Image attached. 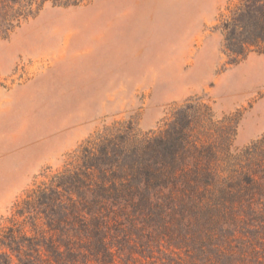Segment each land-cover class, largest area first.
Returning <instances> with one entry per match:
<instances>
[{
    "label": "trees",
    "instance_id": "16d2710c",
    "mask_svg": "<svg viewBox=\"0 0 264 264\" xmlns=\"http://www.w3.org/2000/svg\"><path fill=\"white\" fill-rule=\"evenodd\" d=\"M46 1L0 0V36ZM219 29L238 62L264 44V0ZM237 123L196 97L157 131L104 126L16 203L0 264H264V133L234 149Z\"/></svg>",
    "mask_w": 264,
    "mask_h": 264
},
{
    "label": "rangeland",
    "instance_id": "374dc122",
    "mask_svg": "<svg viewBox=\"0 0 264 264\" xmlns=\"http://www.w3.org/2000/svg\"><path fill=\"white\" fill-rule=\"evenodd\" d=\"M238 0H47L0 36V233L37 183L117 121L163 127L202 97L238 119L233 148L264 133V44L236 63L220 22Z\"/></svg>",
    "mask_w": 264,
    "mask_h": 264
}]
</instances>
